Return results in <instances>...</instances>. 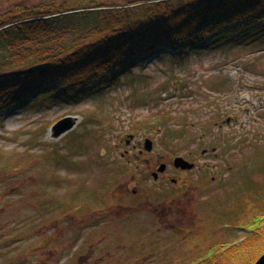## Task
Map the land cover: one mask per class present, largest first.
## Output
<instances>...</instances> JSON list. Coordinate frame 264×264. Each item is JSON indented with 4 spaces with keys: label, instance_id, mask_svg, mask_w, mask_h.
<instances>
[{
    "label": "rangeland",
    "instance_id": "374dc122",
    "mask_svg": "<svg viewBox=\"0 0 264 264\" xmlns=\"http://www.w3.org/2000/svg\"><path fill=\"white\" fill-rule=\"evenodd\" d=\"M52 1L0 0V15ZM262 26L227 44L179 46V54L106 72L78 96L43 94L1 113L0 264H193L247 237L264 206ZM71 30L57 37L54 53L78 43ZM48 51L41 41L23 58ZM67 117L74 127L53 139L50 128ZM145 139L154 158L172 153L197 163L181 195L166 192V180L141 182L149 174ZM202 149L210 154L187 155ZM134 186L145 199L124 190ZM167 198L175 199L165 213Z\"/></svg>",
    "mask_w": 264,
    "mask_h": 264
},
{
    "label": "trees",
    "instance_id": "16d2710c",
    "mask_svg": "<svg viewBox=\"0 0 264 264\" xmlns=\"http://www.w3.org/2000/svg\"><path fill=\"white\" fill-rule=\"evenodd\" d=\"M262 25L264 0H132L123 5L54 0L47 7L31 8L15 4L12 12L0 15V114L43 94L78 96L96 76L107 80L106 72H121L160 53L179 54V46L197 48L205 40L214 46L227 44L236 32L249 26L262 30ZM70 29L78 31V43L63 44L54 53L55 40ZM41 41L49 51L26 61L31 46ZM37 65L43 68L30 72ZM261 209L249 223L247 237L223 243L193 264H254L264 254Z\"/></svg>",
    "mask_w": 264,
    "mask_h": 264
},
{
    "label": "flooded vegetation",
    "instance_id": "af4514ba",
    "mask_svg": "<svg viewBox=\"0 0 264 264\" xmlns=\"http://www.w3.org/2000/svg\"><path fill=\"white\" fill-rule=\"evenodd\" d=\"M226 121V122H225ZM224 121V124L225 125H229V123L232 121L231 118H227L226 120ZM228 121V122H227ZM213 126H215V128H217L218 131H221L222 129V126L223 124H221V122H214ZM127 136H132V135H127ZM134 137L132 136L131 139H128L126 138V144L128 145L129 143H131L133 141ZM147 140V139H145ZM144 140V142H145ZM143 142V144H144ZM138 145L140 146V143L138 142ZM133 148H135V146H133ZM151 152V151H150ZM150 152H147V157L145 158L144 160V164L147 166L148 168V175L146 174H143L141 175L140 177V180L141 182H147L149 183L150 182V179H149V176L152 177V179L154 181H164L165 183H171V184H165V186H168V188H171L170 190L168 189L166 192H171L173 194V192L177 191L178 189H182L180 191H178L179 193H176L178 195H181L183 193V190L187 187H189L187 184H189V179L187 178V173L191 172L192 170H194L195 168H197V163L192 161L190 158L186 159L185 157H181L183 159H185L188 163L190 164H193L194 167L193 169L190 170H182V169H179V168H175L174 166V159L177 158V157H180V156H176V155H173L172 153H165L163 155H160V154H157V157L154 158ZM134 158H135V162L136 163H139V157L137 156V154L134 152L131 153ZM210 153L206 150V149H202L199 153L195 152V153H188L187 155H201V156H206V155H209ZM138 155H142V151L139 150L138 151ZM185 155V154H184ZM162 156V157H161ZM217 156V155H215ZM164 158H168L167 161L165 160H161ZM144 164H142L144 166ZM165 166L164 168V171L160 174L157 173V170L159 168V166ZM140 166V164H137L136 168H138ZM144 185H147L146 183H143ZM125 191H127V193L131 194L132 196H139L141 197V199H145V191H142L140 189H138L137 186H134V187H129L128 190L127 188L124 189ZM188 190V189H187ZM115 194V192H114ZM168 196V193L167 195ZM174 196V194L172 195ZM169 198V196H168ZM167 198V199H168ZM175 198H172V199H168V203H166V205H164V211L165 213H167L172 207V205L174 204L173 203V200ZM163 202V201H162ZM128 206H125V210H130V209H135V208H131V207H128ZM155 211L154 212H157L156 209H154Z\"/></svg>",
    "mask_w": 264,
    "mask_h": 264
},
{
    "label": "water",
    "instance_id": "95a60500",
    "mask_svg": "<svg viewBox=\"0 0 264 264\" xmlns=\"http://www.w3.org/2000/svg\"><path fill=\"white\" fill-rule=\"evenodd\" d=\"M43 68V66L37 65L34 66L30 69V72H37L40 71ZM228 122V121H227ZM76 123V119L75 118H63L59 121H57L51 128V137L53 139H57L59 138L61 135L65 134L66 132H68L69 130H71L74 125ZM132 137L129 136L128 139H131ZM144 150L147 152H150L152 150V143L149 140H145L144 144H143ZM174 166L176 168H181L183 170H191L193 169L194 165L188 163L187 161L183 160L182 158L178 157L174 159ZM165 166L161 165L159 166L157 173L159 172H163L164 171ZM254 264H264V254L261 255Z\"/></svg>",
    "mask_w": 264,
    "mask_h": 264
}]
</instances>
